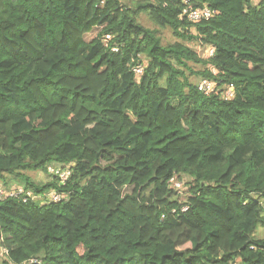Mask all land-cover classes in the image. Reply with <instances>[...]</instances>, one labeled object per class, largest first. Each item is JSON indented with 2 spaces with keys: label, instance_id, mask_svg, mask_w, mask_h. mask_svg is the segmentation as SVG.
I'll return each mask as SVG.
<instances>
[{
  "label": "trees",
  "instance_id": "16d2710c",
  "mask_svg": "<svg viewBox=\"0 0 264 264\" xmlns=\"http://www.w3.org/2000/svg\"><path fill=\"white\" fill-rule=\"evenodd\" d=\"M192 3L216 13L191 22L183 0H0V180L69 194L0 199L6 264H264V0ZM142 12L214 54L164 44ZM195 74L235 97L203 94ZM51 163L72 169L65 185L27 173ZM176 173L194 179L186 211L168 186Z\"/></svg>",
  "mask_w": 264,
  "mask_h": 264
},
{
  "label": "built area",
  "instance_id": "2783aa9c",
  "mask_svg": "<svg viewBox=\"0 0 264 264\" xmlns=\"http://www.w3.org/2000/svg\"><path fill=\"white\" fill-rule=\"evenodd\" d=\"M187 7L184 9L182 17H187L191 22H198L202 19H209L215 13L216 10L210 6L204 5L203 7H196L193 5L192 0H183ZM253 3H258L259 0H252ZM110 35H107L106 38H110ZM210 55L214 54V48L209 47L208 50ZM147 66V60L144 56L139 55L137 61H135L132 72H134L137 79H140L143 75L145 68ZM215 73L216 70L212 69ZM197 88L205 95H218L225 100H230L235 97V85L232 83L221 84L218 80H214L208 77H202L197 83ZM47 173L52 179H57L59 184L65 185L72 176V169L69 166H62L59 164L51 163L47 166ZM181 174H174L168 181V186L179 196L180 201H185L182 204L181 209L183 211L188 210L189 205L185 197L188 196L189 190L185 188V183L180 179ZM17 198L24 202L30 200L38 201L41 204H49L52 202H59L69 198V194L57 189H51L43 193H36L32 190H27L25 187H16L11 189L10 187H0V199L4 200L6 198ZM1 255L8 254V249L1 246Z\"/></svg>",
  "mask_w": 264,
  "mask_h": 264
},
{
  "label": "rangeland",
  "instance_id": "374dc122",
  "mask_svg": "<svg viewBox=\"0 0 264 264\" xmlns=\"http://www.w3.org/2000/svg\"><path fill=\"white\" fill-rule=\"evenodd\" d=\"M123 4H126L130 7L135 6L136 3L139 0H120ZM140 22L151 29H157L159 32V35L161 36L162 42L164 44H175V43H184L187 46L195 49L197 51V53L200 56H205V52L207 50H205L204 46L201 45L200 41H189V40H185V39H181L179 37H177L176 35H174L173 31L170 28H160L157 25H155L153 23V21L149 18L148 14L146 12H142L140 14ZM95 33L91 34L88 36V39H90L92 36H94ZM194 70H200L202 69V66L199 64H190ZM202 77L199 76L198 74L195 75H190V79L195 82V84H197L199 82V80ZM34 180H36L39 183H45L48 180H52V178L48 175L47 171H33V172H27ZM8 178V183L6 184L3 179L0 180V187H10L11 189L16 188V187H25L24 185H22V183L13 177L7 176ZM180 179L182 182L185 183V188H186V193L187 190H189L191 183L193 182V178L190 175H186V174H181L180 175ZM26 188V187H25ZM33 191V190H32ZM262 202L264 205V197H262ZM256 236L257 237H264V228L259 227L257 232H256ZM0 242H1V238H0ZM81 252L83 251V249H79ZM1 245H0V264H6L8 262V258L6 257V255H1Z\"/></svg>",
  "mask_w": 264,
  "mask_h": 264
}]
</instances>
